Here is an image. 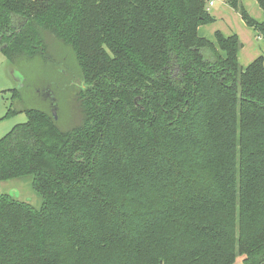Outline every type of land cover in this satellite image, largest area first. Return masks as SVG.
I'll return each mask as SVG.
<instances>
[{"label": "trees", "instance_id": "obj_1", "mask_svg": "<svg viewBox=\"0 0 264 264\" xmlns=\"http://www.w3.org/2000/svg\"><path fill=\"white\" fill-rule=\"evenodd\" d=\"M208 1L0 0V54L49 35L83 84L78 125L28 109L0 140V181L42 198L0 195V264H264V57L199 36ZM223 1L264 41V0Z\"/></svg>", "mask_w": 264, "mask_h": 264}, {"label": "rangeland", "instance_id": "obj_2", "mask_svg": "<svg viewBox=\"0 0 264 264\" xmlns=\"http://www.w3.org/2000/svg\"><path fill=\"white\" fill-rule=\"evenodd\" d=\"M213 3L215 6L212 9L209 7V14L214 22L202 26V37L214 43L216 33L224 37L236 35L241 43L238 63L243 69L256 58L264 57V41L222 2L213 0ZM244 9L254 21L262 22V13L252 0ZM45 41L47 51L43 58L11 63L0 54V140L15 125L26 121L24 111L28 109L50 114L62 131H68L80 123L81 112L76 94L83 84L72 54L49 35ZM11 110L14 113H10ZM11 184L0 181V195L8 191L6 194L16 200L26 201L35 209H40L42 198L33 190L31 176L15 179ZM236 264H241L240 260Z\"/></svg>", "mask_w": 264, "mask_h": 264}, {"label": "crops", "instance_id": "obj_3", "mask_svg": "<svg viewBox=\"0 0 264 264\" xmlns=\"http://www.w3.org/2000/svg\"><path fill=\"white\" fill-rule=\"evenodd\" d=\"M215 1V0H214ZM217 1H219V2H222V4L223 5H225L230 11H231V9L224 3V1L223 0H216V2ZM256 5H257V3L254 1V0H252ZM242 4H243V6H248V4H249V0H242ZM215 6V3H213L212 4V6H211V9L213 8ZM257 7H258V5H257ZM259 8V7H258ZM209 10H210V8H208V12H209ZM261 11V10H260ZM262 13V12H261ZM256 19H258V18H256ZM258 20H260V19H258ZM262 20H263V15H262ZM202 28V26L201 27H199L198 28V35L199 36H201L202 37V35L200 34V32H201V29ZM205 29V28H204ZM204 31V30H203ZM204 32H206V30L204 31ZM209 36V35H208ZM13 181H15V180H11V181H7V182H5V184H11ZM12 186H14L15 184H11ZM8 187H10V186H8ZM8 192V191H7ZM7 192H5V193H2V194H6ZM1 194V195H2ZM11 196V195H10ZM24 201H25V199H24ZM26 202V201H25ZM28 203V202H27Z\"/></svg>", "mask_w": 264, "mask_h": 264}, {"label": "built area", "instance_id": "obj_4", "mask_svg": "<svg viewBox=\"0 0 264 264\" xmlns=\"http://www.w3.org/2000/svg\"><path fill=\"white\" fill-rule=\"evenodd\" d=\"M212 4H213V0H209V1H208V3H207V5H208V8H209V7H211V6H212Z\"/></svg>", "mask_w": 264, "mask_h": 264}, {"label": "water", "instance_id": "obj_5", "mask_svg": "<svg viewBox=\"0 0 264 264\" xmlns=\"http://www.w3.org/2000/svg\"><path fill=\"white\" fill-rule=\"evenodd\" d=\"M54 116H55V113L53 112Z\"/></svg>", "mask_w": 264, "mask_h": 264}]
</instances>
